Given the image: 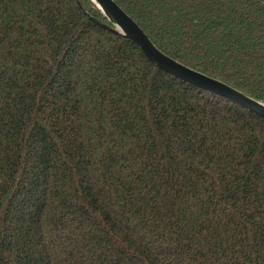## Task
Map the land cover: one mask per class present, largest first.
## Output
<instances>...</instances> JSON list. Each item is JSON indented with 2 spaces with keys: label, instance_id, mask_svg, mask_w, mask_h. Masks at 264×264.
I'll list each match as a JSON object with an SVG mask.
<instances>
[{
  "label": "trees",
  "instance_id": "1",
  "mask_svg": "<svg viewBox=\"0 0 264 264\" xmlns=\"http://www.w3.org/2000/svg\"><path fill=\"white\" fill-rule=\"evenodd\" d=\"M115 1L264 102V0ZM80 3L0 0V264H264V116Z\"/></svg>",
  "mask_w": 264,
  "mask_h": 264
},
{
  "label": "water",
  "instance_id": "2",
  "mask_svg": "<svg viewBox=\"0 0 264 264\" xmlns=\"http://www.w3.org/2000/svg\"><path fill=\"white\" fill-rule=\"evenodd\" d=\"M80 6V0H77ZM104 13L112 26L94 18L102 25L133 39L142 48L146 56L158 67L173 76L188 82L199 89L219 94L231 99L245 108L264 116V102L255 99L235 87L192 68L162 51L148 36L140 24L128 14L115 0H92ZM84 9V8H83ZM89 16L90 13L84 10Z\"/></svg>",
  "mask_w": 264,
  "mask_h": 264
}]
</instances>
